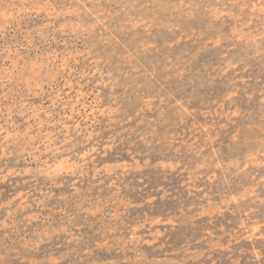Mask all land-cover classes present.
Masks as SVG:
<instances>
[{"label":"rangeland","instance_id":"obj_1","mask_svg":"<svg viewBox=\"0 0 264 264\" xmlns=\"http://www.w3.org/2000/svg\"><path fill=\"white\" fill-rule=\"evenodd\" d=\"M0 264H264V0H0Z\"/></svg>","mask_w":264,"mask_h":264}]
</instances>
